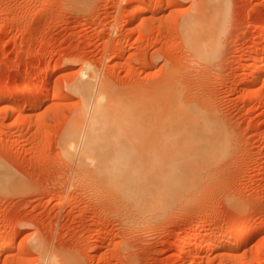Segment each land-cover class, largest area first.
<instances>
[{
	"label": "rangeland",
	"instance_id": "374dc122",
	"mask_svg": "<svg viewBox=\"0 0 264 264\" xmlns=\"http://www.w3.org/2000/svg\"><path fill=\"white\" fill-rule=\"evenodd\" d=\"M140 1L0 0V241L7 240L0 264H49L54 255L80 264H264V73L256 81L260 97L244 83L252 57L264 53V0H229L223 49L212 62L191 56L182 36L183 17L202 0H145L159 6L148 13L139 11ZM254 43L258 49L247 52ZM88 70L98 84L107 79L143 100L142 116L113 123L102 146L133 153L138 170L154 156L163 160L177 140L160 116L147 113L170 73L192 90L188 96L223 117L230 154L208 171L196 195L153 219L79 176L82 140L73 160L66 155L78 105L69 82ZM17 84L12 97L21 109L8 112L4 91ZM240 223L257 233L233 250L234 239L221 234ZM202 225L187 240L197 245L190 263L180 239ZM204 237L210 244L203 250Z\"/></svg>",
	"mask_w": 264,
	"mask_h": 264
},
{
	"label": "bare ground",
	"instance_id": "6f19581e",
	"mask_svg": "<svg viewBox=\"0 0 264 264\" xmlns=\"http://www.w3.org/2000/svg\"><path fill=\"white\" fill-rule=\"evenodd\" d=\"M143 1L141 0L140 2ZM229 3V0H202L201 3L194 4L192 11H189L183 17L181 25L182 36L186 43L184 47H188L191 56L193 55L201 60H208L207 62H212L211 60L216 55L220 56L221 48L223 49L221 47L223 44L222 34L225 33V23L229 14L227 13ZM157 4L146 3L145 1V4L138 6L139 11L152 12L158 9L159 6ZM123 15H125L124 23H128L129 19L126 16V11ZM259 25L256 26L258 27ZM258 46V43H254L247 48V52L252 53L258 49ZM263 60L264 53H258L252 57L251 68L249 67L250 70L244 82L247 89L252 91L257 98L263 94L262 90H260L261 92L258 91L259 88L256 85L257 78L264 73V63L259 64ZM57 69H60V67L54 70L58 71ZM170 74L166 76L167 79H163L157 89L155 87L156 91L152 90L154 92L151 97L154 98L149 97V99L154 100L151 101L152 105L147 103V101H150L148 99L144 104H149L153 107L147 113L150 117L152 115V117L160 116L164 128L173 132L177 140L175 144L173 143L175 141L172 142L173 144L171 143V149L169 148L163 160L162 157L154 156L151 164L140 170L135 168L136 161L132 155L133 153L120 154L121 152H117L119 150L117 149L118 145L115 144L102 146L106 143L105 139L114 130L113 123L131 121L142 116V97H140L141 100L139 101L137 96L140 95L138 93L130 92L126 89L119 90L117 87L115 89L113 85L109 84L107 79H103L98 84V75L91 70L81 73L69 82L70 91L78 95V105L76 111L71 115L72 120L66 132V155L70 156V158L72 156L71 159L73 160V155L78 152L77 150L82 140L83 147L78 152L79 176L85 177L84 179L89 182L93 181L98 185L108 186L116 195H120L124 205L129 208L132 207L137 214L147 213L150 217L153 215V219L157 218L156 215L158 214L160 217V214L164 213L162 211L165 210L166 212L167 209L171 210L170 208L175 207V205L178 206L185 198L189 199L193 194L196 195L195 191L201 182L207 177L209 178L211 168L222 163L227 154H230L229 150L232 147V136L226 129L227 125L223 124V117L217 116L213 112L215 109L211 110L209 107L211 104L206 106L203 102L198 101L200 100L196 99L198 95L195 98L193 95L188 96L186 91L192 90H186L183 86L184 84L182 85V82L180 83L177 80L178 77H170L173 73ZM263 77L264 75L259 78L263 79ZM18 87L20 88L17 84L16 87H8L4 91L6 94L4 106L8 112H16L21 109V105L15 103L12 97L13 93L20 90ZM65 97L59 95L56 98L63 99ZM146 110L148 111L149 109ZM148 116L147 118H149ZM0 169V178H4L5 176L2 174L3 168L1 167ZM208 171L210 172L209 174ZM205 222L207 223V220ZM204 225L194 228V231L190 232L187 237L184 236L180 239V254L189 255L190 263L192 261L191 251L195 250L193 247H195L196 242L190 246H187V244L192 241L191 238L198 231L201 232L205 228ZM237 229H239V232L235 231ZM251 233L257 232L255 229L248 227L247 224L240 223L230 225L221 235L224 238L234 239L233 243H231L232 241L230 242L234 250L238 248L239 239L244 238L247 234L251 235ZM215 235L217 234L215 233ZM96 237L95 239H98ZM189 238L191 241L187 242ZM200 241L204 245L203 250L206 249L205 246L210 244L208 237H204ZM226 246L229 245L226 243ZM238 246L240 247V244ZM5 247H7V240H4V242L0 241V248ZM217 247H219V244ZM40 250H42L44 256L46 252L44 253L43 249ZM40 250L39 252L41 253ZM69 258H59L54 255L50 258L49 264H80L75 258V260Z\"/></svg>",
	"mask_w": 264,
	"mask_h": 264
}]
</instances>
